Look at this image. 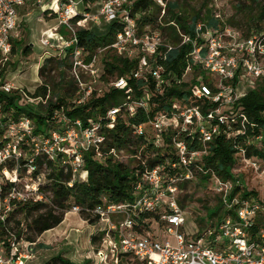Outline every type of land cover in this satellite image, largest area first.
Returning <instances> with one entry per match:
<instances>
[{
	"label": "built area",
	"instance_id": "built-area-1",
	"mask_svg": "<svg viewBox=\"0 0 264 264\" xmlns=\"http://www.w3.org/2000/svg\"><path fill=\"white\" fill-rule=\"evenodd\" d=\"M80 1L85 3L82 11L78 9V0H54L52 4H47L46 0H0V222L6 228L19 219L14 214L20 205L50 202L51 192L41 186L45 181V171L36 173L40 159L58 160L64 172L71 174V180L67 184L72 187L76 182L88 178L89 172L83 163L84 153L98 147L105 139L98 132L99 125L83 129L80 119L72 120L63 111L55 112L53 120L56 122L53 121L55 124L51 132L36 134L34 119L26 112L19 111V107L26 106L27 100L31 103L43 101L46 104L49 98L30 96V91L17 88L4 73L7 64L12 62L14 49L16 54L19 51L15 46V37L19 26L20 7L32 4L44 13L51 10L49 15H55L58 24L46 31L43 45L60 48L62 58L72 48V69L79 79L82 69L90 70L95 76L100 71L95 68L98 55L88 61L89 52L80 46L75 47L78 41L77 26L72 20L77 15H82L83 18L78 24L83 26L89 20L96 23L100 19L107 23L122 22L124 30L117 34V40L112 47L120 55H140L139 67L134 76L146 79L153 77L159 89L170 78L164 74L165 67L157 61V56L163 54L160 47L165 46L169 50L172 45L159 29L145 28L144 33H139L137 20L131 15L129 8L135 0H99L96 14L89 12L91 0ZM158 2L165 12L164 0ZM62 27H67L68 36L61 32ZM197 29L198 35L204 41L201 44L194 41L193 51L190 53L193 62L188 65L183 80L194 76L193 64L200 65L206 75L201 74L198 77L200 83L196 96L218 103V106L204 111L197 105L176 103L177 110L172 114L161 112L153 119L154 128L158 132V144L164 141L163 132L178 131L173 135L176 161L168 163L171 167L166 163L147 170L137 183V196L132 201L105 202L96 208L95 212L101 216V221L108 224L106 237L120 239L119 248H111L114 264H121L123 259L127 263L132 261L137 264H264V228L255 229L256 216L262 206L252 199H232L230 193L236 184L233 181L217 178V192L227 206L235 210L236 215L224 220L220 226V234L214 241L209 239L206 243L205 237L190 239L184 232L186 219L179 204L178 183L193 178L190 165L208 153L209 143L220 134L223 126L238 122L240 131L244 132L248 121L246 113L235 110L228 114L224 113V108L233 107L245 94L246 87H251L255 79L264 77V27L249 37H245L241 30L225 24L205 29L199 23ZM188 41H191L190 36L183 35V43ZM209 75L213 77L205 82L204 77ZM114 85L124 88L127 80L120 77L115 80ZM90 92L88 90L87 95ZM17 93L21 97L10 105L7 97ZM149 96L150 94H145L139 99H133L130 95L123 107L134 115L140 108H149ZM81 101L80 99L79 102ZM123 107L110 109V127L114 126L113 122ZM144 126H136L134 133L143 134ZM196 132L199 133L203 146L201 150L191 149L189 143L192 142L185 136H193ZM113 152L119 160L126 162L120 154L128 151L114 149ZM97 156L101 158L100 153ZM254 166L258 168L257 163ZM179 167L183 169L182 172H174ZM80 210L78 205L71 208V212L75 213ZM146 211L161 213V226L173 237L175 244L170 238L164 241L157 239L151 230L145 235L137 233L134 217ZM5 233L10 245L0 243V264H26V260L33 257L31 248L35 242L31 243L25 236L18 237L15 230ZM220 236L224 240L219 241ZM107 257L103 251L99 253L101 263L106 262Z\"/></svg>",
	"mask_w": 264,
	"mask_h": 264
},
{
	"label": "trees",
	"instance_id": "trees-1",
	"mask_svg": "<svg viewBox=\"0 0 264 264\" xmlns=\"http://www.w3.org/2000/svg\"><path fill=\"white\" fill-rule=\"evenodd\" d=\"M253 2L260 4L258 0H253ZM127 6L125 5V7ZM129 8L131 15L137 20L140 34L144 33L147 26L159 28L167 42L172 45L169 50L165 46L160 47L163 54L157 56V61L165 67L164 74L170 77L168 82L159 89L156 87V80L153 77L146 79L134 76V72L139 67L140 55L137 53L134 57H127L118 54L116 49L112 47V44L117 40V34L124 30L122 22L109 23L105 33L98 34L78 24L83 18L82 15L73 18L72 22L77 26L76 36L78 40L75 47L80 46L89 52L88 61L97 55L99 50H114L116 53L112 55L111 60H105V71L102 78L109 80V78L115 77L116 80L125 77L127 85L124 88H117L112 85L102 96L90 98L86 92L81 91L80 84L77 82L78 79L66 82L64 69L67 66L72 67L70 57L72 48L68 49V55L65 58L51 56L39 68V76L42 82L34 92L28 93L32 97L46 98L49 96L47 103L45 104L43 101L31 103L27 100L26 106L18 108L20 112H26L34 119L35 133H47V128H52L55 124L49 119H53L56 111H63L72 120L80 119L84 128L95 124L99 125L98 132L105 139L98 147H93L92 150L84 153L83 163L89 172L88 178L76 182L72 187L67 184L71 180V174L64 172L58 160L49 158L39 160L36 173L45 171V181L41 186L51 192L50 202L20 205L14 215L23 214L24 219L19 216L16 223L7 228L0 222V243L3 242L5 246L10 245L9 239L5 238L7 234L5 231L15 230L18 237L25 236L28 241L34 243L44 232L59 226L73 205L80 206L79 213L82 218L94 224L101 221V216L95 212L98 206L105 202L120 203L135 199L137 183L147 170L166 163L169 166V162L176 161L173 135L178 131L163 132L164 141L162 144H158V132L154 128L153 119L161 112L172 114L177 110L176 103L197 105L204 111L218 106V103H212L205 98L199 99L196 96V89L200 83L198 77L201 74L206 75L200 65L193 64L194 76L189 80H183L188 65L193 62L190 53L193 51L194 41H198L199 44L204 41L198 35V24L202 23L205 29L223 24L233 26L241 30L245 37L253 35L262 28L257 23L255 27L250 25L248 30H243L235 23H227L222 17L212 14L211 11L206 17L201 12H196L190 16L180 11L178 1L167 2V13L161 22H159V17L162 7L158 0H135L133 6L129 5ZM50 11L48 10L46 13ZM260 18L264 19V7L261 10ZM162 23H164L163 26ZM66 28L62 27L61 32L68 36L69 33L67 34L68 31H65ZM183 35H189L191 41L183 43ZM23 52L29 55L32 53L31 47L26 46ZM55 70H59L60 81L58 83L55 82L52 74ZM204 81L207 82L205 77ZM57 85L61 88L56 92L53 86ZM234 85L236 86V84ZM59 91H63V93ZM145 94H150L148 109L140 108L136 114L131 115L123 107L130 95L133 99H139ZM18 97H21L18 93L7 97L9 104H14ZM55 97L57 99L53 102ZM80 99L81 102H79ZM116 106L123 108L113 122L114 126L110 127L109 124L112 123V119L109 116V111ZM235 110L247 115V127L244 132L240 131L238 122L223 126L220 134L209 143L208 153L203 155L200 160H194L190 169L193 173L192 179L201 177L205 181L215 180L217 182L218 178L236 183L234 190L230 193L232 199L235 197L251 199L256 192L241 186L238 179L234 178L233 172L242 166L243 163L241 164L240 161L257 163L258 168L256 169L259 172L261 169L264 170V77L255 79L251 87H246L245 94L235 102L233 107H225L224 113L231 114ZM140 124L145 125V131L143 134L137 135L134 130ZM185 136H188V140L192 142L189 143L191 149H203L199 133L196 132L193 136L185 134ZM114 149L116 151L126 150L134 154L132 163L119 160L116 153L113 152ZM99 153L101 158L97 156ZM182 170L179 167L174 172H182ZM192 179H184L178 183L180 192L186 188ZM220 202L223 206H227L222 196ZM256 203L262 206L261 202ZM179 204L184 210L185 203L181 199H179ZM227 207L229 208V206ZM263 208L259 210L256 216L255 229L264 228ZM217 214L215 213L214 216ZM160 215V212L154 211H146L136 215L134 219L137 233L147 234L152 229L153 222H158L161 225ZM235 215V210L229 208L226 210L224 218L219 220L217 224L200 220V226L194 239L207 237V233L215 227V233L211 238L212 240L210 239L213 242L214 236L220 234V226L224 220ZM27 226L31 230L30 235L25 234ZM106 234V231L93 234L91 236L92 243L102 242ZM123 261L127 262L125 259ZM129 263L137 264L132 261ZM44 264H94V262L87 259L84 262L76 263L63 254H58L46 260Z\"/></svg>",
	"mask_w": 264,
	"mask_h": 264
},
{
	"label": "rangeland",
	"instance_id": "rangeland-1",
	"mask_svg": "<svg viewBox=\"0 0 264 264\" xmlns=\"http://www.w3.org/2000/svg\"><path fill=\"white\" fill-rule=\"evenodd\" d=\"M98 1L99 0L90 1V13L96 14L98 12ZM169 1H178L180 3V11L190 16H193L196 12H201V14L206 17L209 11H211L214 15H220V17L227 21V23H235L243 30H248L250 25L255 27L257 23H259L261 27H264V19L260 18L261 10L264 7V0H258L260 4L253 2V0H164L166 4ZM83 6L84 4L80 7L83 8ZM161 7L162 12L159 17V22H161V20L163 21V17L166 15L165 13H167L166 11L163 12L162 5ZM29 11L31 14L27 15V17H22V20L19 16V24L21 23V35L19 36V41L15 45L19 51L17 54L14 52L15 54L11 56L12 62L7 64L4 73L8 76V80L14 83L17 88L34 92L42 82V79L39 76V68L43 66L46 59L49 58L48 55L61 57L60 52H62V50L60 48H54L53 46H45L42 42L45 37L44 31H47L49 28H53L55 21L51 18L54 17L45 16L43 17L44 19L38 22L37 14H42L41 9L30 8L26 11V13ZM108 24H106L103 19H100L98 23L89 20L85 22L84 27L95 31L98 34H104L106 28L109 27ZM163 25L164 23H162V26ZM146 28L155 29L151 26H147ZM65 31H68L67 28ZM206 38H208V36ZM26 46L31 47L32 53L29 55H26L23 52ZM46 52L51 54H46ZM115 53L116 52L114 50L108 51L102 49L98 51L97 63H95V68L100 71L98 76L93 75L90 70L82 69L79 79L74 73L72 67H65V81L70 82L78 79L77 82L80 84L79 86L82 92H87L88 90L91 91L88 95L90 98L102 96L112 85H114L115 77H111L109 80H104L102 76L100 77L99 75H103L104 73L105 60H111L112 55ZM52 74L55 82L58 83L60 81L59 70H55ZM214 76L216 75L214 74ZM212 77L213 76L210 75L205 76L206 79H211ZM66 85L68 84L66 83ZM53 88H55L54 90L57 92L61 87H58L57 85L53 86ZM59 92L63 93V91ZM240 92L241 89L239 88L238 93L240 94ZM56 99L57 97L53 99V102ZM49 120L52 121V123L53 121L56 122V120L53 119ZM47 130L51 132L52 128L49 127ZM81 135H83V133ZM85 135L84 137L86 138L89 134ZM84 141L85 140H83V142ZM160 141H162V139H160ZM120 155L127 163H132L134 156L131 155L130 152H124ZM240 162L243 164L238 169L234 170V178L238 179L240 185L246 187L249 191H255L256 194L251 197L252 201H259L262 203V207H264V170L261 169L259 172L255 168L254 163ZM179 197L183 203H185L184 216L186 224L184 232L190 239H194L200 226V220H205L208 223L214 222L217 224L219 220L224 218L226 210L229 209L227 206H223L220 202L221 195L216 192L215 180L205 181L201 177L194 178L187 184L186 188L180 192ZM215 213L218 214L214 216ZM17 216V218H19V216L23 217L22 219L25 218L23 214H18ZM82 219L83 218L80 213L71 212L70 208L66 213L65 220L60 224V226H57L56 230L52 232L56 234L58 231L66 229L67 231L64 234V244L62 242H53L54 246L52 245L53 247L49 250L43 251V249H38V252H36L35 255L33 254L31 259L26 260V264H44L46 260L60 253L65 254V256L76 263L84 262L87 260L88 256H91L90 258L96 259L93 260L94 264H114L111 248H119L120 239L117 238L114 240L113 237L105 236L102 242L91 244V236L93 234L106 231L108 229V224L105 221H97L94 224H91V222H88L87 220L83 222ZM115 220H117V218ZM214 228L211 229L212 231L210 230L207 233L208 236L204 238V242L207 243L209 239L213 237L215 233ZM151 230V233L154 234L157 239L164 241L170 238L175 244L173 237L165 232L158 222H153ZM25 234H31V230L28 226ZM213 239H215V236ZM221 240H224L223 236H220L219 241ZM102 251L105 256L108 257L106 262L101 263L99 253ZM96 254L98 258H96ZM121 264L131 263L122 261Z\"/></svg>",
	"mask_w": 264,
	"mask_h": 264
},
{
	"label": "crops",
	"instance_id": "crops-1",
	"mask_svg": "<svg viewBox=\"0 0 264 264\" xmlns=\"http://www.w3.org/2000/svg\"><path fill=\"white\" fill-rule=\"evenodd\" d=\"M54 2V0H46V3L47 4H52ZM82 4H84V2L83 1H79V3H78V9L79 10H84L85 9V5L83 6V8H81L80 6L82 5ZM30 8H38V7H35V5H32V4H30V5H26V6H23V7H20L19 8V15H20V19L22 18V17H27V15H30L31 14V12L29 11V12H27L26 13V11L28 10V9H30ZM41 12H42V14H37V20H38V22L39 21H41L42 19H44L43 17H45V16H48V17H51L50 15H49V12L48 13H44V11L43 10H41ZM51 19H53L55 22H54V25H53V28L54 27H56L57 26V24H58V20H57V18L54 16V18H51ZM22 20V19H21ZM48 21V20H47ZM106 24H108L107 22H105ZM20 26H21V23L19 24V26H18V31H17V35H16V37H15V41H16V43L15 44H17V42L19 41V36L21 35V30H20ZM53 28H49L47 31H49V30H51V29H53ZM44 33H46V30L44 31ZM65 220V219H64ZM83 220V222H85V220L84 219H82ZM60 226V225H59ZM57 229V227H55V228H53V229H50V230H47L46 232H44L39 238H38V240L35 242V245L31 248L32 249V252H33V254L35 255V253L36 252H38V249H43V251H46V250H49L50 248H52L53 246H54V243L53 242H62L63 244H64V242H65V236H64V234L66 233V229H64V230H60V231H58L56 234L55 233H52L54 230H56ZM91 244H92V241H91ZM53 245V246H52ZM93 246V245H92ZM64 253H67V252H64ZM60 254H63V253H60ZM64 256H65V254H63ZM67 255V254H66ZM67 257V256H66ZM91 256H88V258L87 259H89ZM96 258H98L97 257V254H96ZM92 261L93 260H96V259H92V258H90ZM94 262V261H93Z\"/></svg>",
	"mask_w": 264,
	"mask_h": 264
}]
</instances>
